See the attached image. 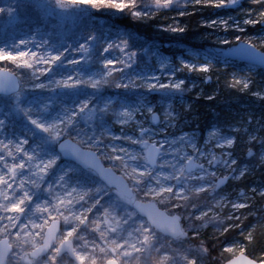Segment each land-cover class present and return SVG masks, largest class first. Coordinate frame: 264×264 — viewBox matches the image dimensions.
<instances>
[{"label": "rangeland", "instance_id": "obj_1", "mask_svg": "<svg viewBox=\"0 0 264 264\" xmlns=\"http://www.w3.org/2000/svg\"><path fill=\"white\" fill-rule=\"evenodd\" d=\"M205 3L207 0H173L168 9H157L153 0H140L136 11L141 15L165 11L172 19L187 10L195 9L200 12L199 7ZM211 11L209 13L211 15L207 14L206 18L202 19L208 25L203 38L207 40L212 38V44L199 39L198 43L182 42L171 47L169 44L163 46L150 41L123 26L118 20H115L113 14L122 11H117L114 8L97 10L85 2L60 9L56 6V0H0V49L10 52L30 50L64 54L63 60L51 67V72L43 77H34L30 70L21 69L7 60H0V68L15 73L21 85L19 97L15 93L0 94V113H4L6 120L13 126L27 127L31 134L30 147L36 145L34 141L40 140L39 145L44 144V149L47 152H52L59 157L57 164L50 170V177L56 176V173L65 164L73 165V172L68 176L72 181H69L68 185L77 188L86 186L92 190L93 199L99 202L98 210H94L92 216L97 213L102 215L101 211L106 202H115L112 209L118 210L114 213L121 221V225L116 233L111 234L110 238H116L120 231H124L126 234L130 233L131 236L127 238L128 242L132 244L138 242V246L142 249L141 251L126 249L132 252V255L122 258L124 264H137V261L139 264H154L155 259L163 255H171L174 264H188L190 260H195L196 264H211L210 254L203 252L204 246L200 245V240L204 239L205 234H208V238L216 241L221 238L217 244H221L222 250H224L226 247L237 244L245 245L244 239H247L249 230L264 223V215L257 216L251 208L256 200H259L260 197L264 198L260 194L264 192V181L258 182L257 177L258 172H264L263 110L258 109L256 104L252 106L250 103H237L236 107L225 109L223 114L217 118L213 117L203 124L205 114L202 110L204 104L201 102L202 99H205V93L208 90H211L214 95L219 91L218 83H215L211 89L206 88L210 84L211 76L214 79H222L224 87L231 88L228 86L230 78L238 75H250L253 81L252 86L244 92L258 93L259 95L249 96L255 97L256 101L260 98L264 99V75L258 70L257 64L227 59L220 50L224 49L222 46L227 43L230 44L229 47L236 45L238 37L240 38L239 42L252 41L258 48L264 47V26H251L244 23L249 12L255 16L259 11V8L252 5L249 0H240V5L236 8L212 7ZM172 26L179 27L176 24H172ZM225 26L228 30H225ZM233 34L234 38L231 40ZM90 36L96 37V41L92 44L91 58L78 55V46L87 41ZM121 37L129 40L131 49L139 52L137 60L146 61V67L155 65L157 70L167 69L173 78L172 85L181 81L184 83L180 89L171 86L167 90L153 89L142 93L141 101H136L133 98L136 95L126 91V94L121 96L125 101L119 103L120 106L114 109L113 115H107L105 101L106 98H111L107 90L111 86L122 84L123 81L118 75L107 77L102 61L104 59L123 60L124 57L118 50H113L105 57L103 46L109 41L118 42ZM21 41L26 43L21 44ZM72 60H82V62L69 63ZM184 63L197 66L206 63L213 67L211 72L205 73L185 68L183 67ZM157 70L154 68L151 72ZM160 72L158 71V74ZM69 77L83 80L95 78L106 80V82H102L96 89L90 85L56 86V80ZM40 83H44L45 87L39 88L37 85ZM17 100H19V107ZM62 101L75 108L71 111L75 117V123L71 126L62 123L63 139L70 138L81 147L94 150L106 166L111 167L128 181L134 192L131 199L121 197L118 190L109 187L93 169L83 168L74 160L66 159L58 149L61 141L53 142L35 125L22 123L21 119L24 120L27 114L21 109H27V105L31 104L45 108L46 111L41 113L42 116L51 121H57V103ZM86 105L89 106L87 111L95 110L96 112L95 117L91 120L88 119L87 111L83 113L79 111L81 106ZM126 105H130L133 109L129 117H127V108H123ZM121 107L123 111H121ZM154 115L157 117L156 122L153 121ZM178 121L179 126L185 132H189V135H184L183 132L175 134ZM3 124L0 125V128ZM102 129L107 133H119L132 137L137 142L133 149L136 158L140 166L147 170L156 166L160 157L161 149L156 142V137L177 142L181 154L175 156L171 163L173 169L178 170L170 179L171 187H176L177 183L191 182L193 177L202 176L206 182L204 184L205 190H207L205 194L208 195L213 184H216L219 179L227 177L225 184L209 195V200L212 196H217L228 204L222 218L212 220L209 227L199 234L188 231L186 222L180 220L185 231L184 237L172 238L164 235L134 207V201L137 199L155 201L169 215H174L173 204L177 200H160L156 194L148 193L145 188L138 186L139 177L132 174L129 168H125L119 160L100 145L101 141L96 136ZM233 138L236 141L235 146L227 147L226 141ZM11 139L14 140V136ZM146 144H154L159 149V155L154 165H151L145 158L147 155ZM256 146H258V155H254ZM249 148L252 149L251 155L248 154ZM214 157L217 159L214 160ZM190 159L199 164L191 172L187 171L186 167ZM233 160L236 161L235 164H232ZM244 182L246 184L243 186ZM97 188L100 189L98 193L95 191ZM92 203L91 200L90 205ZM237 203H245L249 207L236 211L233 205ZM207 206L203 207L201 211H206ZM189 212H191L190 209L185 210V215H188ZM228 215H231L232 219H223ZM253 215L257 216L256 220H253ZM64 227L66 229V226ZM144 229L149 231L145 232ZM224 229H227L225 234L229 233V237L220 235ZM234 230L237 231L236 234L231 233ZM149 234L153 235L155 241L158 242L144 245L142 243L143 236ZM81 235L88 242L98 241L97 235L85 227L81 228ZM82 243L83 241L77 240L78 245ZM62 264H71L70 258L65 256Z\"/></svg>", "mask_w": 264, "mask_h": 264}, {"label": "snow or ice", "instance_id": "obj_2", "mask_svg": "<svg viewBox=\"0 0 264 264\" xmlns=\"http://www.w3.org/2000/svg\"><path fill=\"white\" fill-rule=\"evenodd\" d=\"M87 3L94 8L110 7L117 11H124L128 8L135 7L129 0H56V6L60 9H66L70 5ZM255 7L259 8L253 16L252 12L248 13V18L244 20L246 25L264 26V0H249ZM173 0H154V6L157 9H168ZM240 5V0H207L205 7H227L236 8ZM133 15L140 16L141 13L134 11ZM204 26H208L205 24ZM173 31H186V28H173ZM225 30H228L225 26ZM240 38H237L239 45ZM96 41L95 36L78 46L77 54L86 58H91L92 44ZM26 43L21 41V44ZM255 45L252 41H247L239 45L233 52L236 54H245L251 56ZM113 50H118L124 57L123 60L104 59L103 67L106 70L105 75L111 77L117 72L123 71L122 67H132L133 61H136L139 52L132 50L127 38L121 37L118 42L109 41L103 46L105 57ZM64 54L53 51L34 52L18 51L10 52L0 49V60H7L21 69L30 70L34 77H43L51 72V67L61 62ZM264 62V56L259 57ZM82 60H72L69 63L78 64ZM42 71L37 72L38 68ZM183 67L193 71L211 72L212 67L209 64L199 66L184 63ZM102 82L100 79H77L69 77L67 79H58L55 81L57 87H77L81 85H90L93 89L99 87ZM183 81L174 85L162 84L160 87L167 88L173 86L180 89ZM239 83V81H237ZM44 88L45 84L37 85ZM118 87H127V85H117ZM149 87H156L155 84ZM21 85L17 76L12 72L0 68V92L12 91L17 97L21 95ZM19 107V100H17ZM89 106H81L79 111L86 112ZM106 110V109H105ZM26 114L30 109H21ZM96 115L95 110L87 111L88 119H93ZM157 117H153L156 120ZM30 122L42 132L46 133L53 142L59 143L61 152L65 155H72L80 160L87 167L95 170L103 176L110 184L116 185L121 197L127 198V188L122 181L111 175L110 170L102 168L99 165L94 153L81 151L80 147L62 137V123L53 121L44 123L37 119H31ZM0 121V124H3ZM63 124L71 126L73 119L70 116L64 118ZM146 159L155 161L158 150L153 146L146 144ZM59 160L58 156L44 158L41 154L30 148L28 139L21 140H0V264H62L65 256L69 257L71 264H124L122 258L132 255V252L126 249L131 248L134 251H141L135 244L128 241L124 243L110 236L116 233L121 225V221L114 214L112 208L104 207L101 210L102 215L93 218L92 213L97 209L96 199H93L92 190L71 187L66 182L65 175L59 176L54 184L47 183V177L50 170L54 168ZM198 167L193 161L189 160L187 171L191 172ZM226 180H222L221 184ZM220 187L219 185L217 186ZM97 193L99 188L95 190ZM207 191V190H206ZM37 192H47L49 199L36 203L31 215L28 209L34 201V194ZM264 196V192L260 193ZM93 203L88 207L77 210L79 206L84 205L87 201ZM240 209L249 207L245 203H237ZM146 214L150 221L157 227H163L169 231L175 238H182L185 235L183 226L177 216L169 215L164 211L156 208L154 205L147 206ZM215 219V218H213ZM64 226H68L65 229ZM85 227L94 232L98 241L88 242L81 235V228ZM264 227V223L256 225L255 228ZM255 228L250 229L247 233V239L251 242L254 239L253 232ZM145 232L149 231L144 229ZM131 236V234H129ZM77 240L83 241L81 245ZM142 243L149 244V236L144 235ZM87 248L88 251H83ZM206 252L205 249H202ZM224 253L229 259V264H264V254L253 256L249 254L248 246L234 245L224 249ZM137 264L139 262L137 261ZM190 264H196L192 260Z\"/></svg>", "mask_w": 264, "mask_h": 264}, {"label": "bare ground", "instance_id": "obj_3", "mask_svg": "<svg viewBox=\"0 0 264 264\" xmlns=\"http://www.w3.org/2000/svg\"><path fill=\"white\" fill-rule=\"evenodd\" d=\"M198 58V57H197ZM200 58V57H199ZM122 60V59H121ZM145 62H142L140 60L133 61V66L132 67H125L123 65V71L117 72L115 75L121 76V81H123L122 84L120 85H127V87H118L116 84L115 86H111L108 90L107 93L111 96V98H106L105 104L107 105V115H113L114 109L116 107H119V103L121 101H125L122 99V95L126 94V91H129L131 94H134L136 96H133V98L136 101H141L142 100V93H147L150 90L153 89H169L170 87L163 88L160 87L162 84H168L172 85V76L171 73L166 69V70H157L155 65H152L151 67H146ZM121 67L122 65H118ZM156 69V72H151L152 69ZM158 71H161L160 74H158ZM100 74V73H99ZM155 84L156 87L151 88L149 85ZM161 93V92H160ZM138 96V97H137ZM57 109L58 113L56 115L57 121H61L63 123L64 118L66 116H70L73 119V124L75 123V117L71 113V111L74 108L72 105H66L63 101L61 103H57ZM123 108H127L128 115L133 112L132 107L130 105H126ZM123 108L121 107V111H123ZM27 109H30V113H27L26 118L23 120L21 119L23 124L26 125H32L30 122L31 119H37L41 122L44 123H51L53 121L47 119L45 116H42L41 113L45 112V108L39 107L37 104H31L27 105ZM110 110V112H109ZM2 119V120H1ZM0 121H3L4 124L0 128L1 133H0V139L1 140H12L11 138L14 136V140H21V139H30V133L27 127H23V125H17L13 126L6 120L5 114L0 113ZM1 125V124H0ZM73 129V128H72ZM147 134L149 132H146ZM162 137V136H161ZM96 138H98L101 143L100 145L104 150H108L110 154L117 160H119L122 165L125 168H129L132 174L138 176L137 180V185L145 188L148 193L155 194V189L161 188L167 189V188H172L173 191L176 193V198L175 200H179L181 196V191H187L189 189H195V188H204L205 189V178L202 176H197L193 177L191 182H184L182 184H176V187H171L170 186V179L173 175H175L178 170L176 171L173 169L171 163L172 160L174 159L175 156L180 155L181 151L180 148L178 147L177 142H171L170 140L166 139H159L155 138L156 142L158 143L161 153L159 160L157 162V165L154 166L151 170H147L146 168H143L140 166L138 159L136 158V154L133 151L135 148L137 142L130 136H123L120 135L119 133H107L106 130H101V132L97 133ZM30 143V142H29ZM36 144L35 146H31V149L37 150L41 156L44 158H48L50 156H55L52 152H47L44 149V144L39 145L40 140L37 142L34 141ZM56 173V176L54 177H47V183L48 184H54L59 176L65 175L66 177V182L69 184V181H72L71 178L68 176L71 175L73 172V165L70 164H65L64 166L61 167ZM77 185L78 182H76ZM82 189H88L86 186H82ZM49 199V194L48 193H35L34 194V201L32 205L28 209V214L31 215L32 211L34 210V206L36 203H41L43 200ZM196 203H199V208L196 209V213L201 211L203 207L208 205V202L206 200H201V201H194ZM91 203L90 201H87L84 205H81L78 207L77 210H81L84 207H88ZM112 206H115V202L112 201L111 203L106 202L105 207L112 208ZM114 212L118 210H113ZM115 214V213H114ZM100 214H96L93 216V218H96ZM68 226H66L67 229ZM130 233L126 234L124 231H120L117 233L116 239L121 243H124L125 241H128L127 238H129ZM91 242V241H90ZM83 251H88L87 248H83ZM128 264V263H127Z\"/></svg>", "mask_w": 264, "mask_h": 264}, {"label": "trees", "instance_id": "obj_4", "mask_svg": "<svg viewBox=\"0 0 264 264\" xmlns=\"http://www.w3.org/2000/svg\"><path fill=\"white\" fill-rule=\"evenodd\" d=\"M82 6V5H81ZM200 12H197L195 9L187 10L185 13L177 16L176 18L170 19L168 17L169 13L165 11L154 12L150 15H140L142 19L135 20L133 17V12L122 11V12H114L115 20H118L123 26H126L133 30L136 34L150 40L154 41L163 46L180 44L182 42L194 44L198 43L199 39L205 41V43H211L212 38H203L206 29L208 28L205 25L204 19L207 14L211 13L212 7L200 6ZM220 13V12H219ZM211 15V14H209ZM171 24V25H169ZM172 24H176L179 27H173ZM173 28H186V31H173ZM234 34L231 37V40L234 38ZM194 42V43H193ZM230 44L227 43L222 47L224 49L229 48ZM261 50L264 51V47L260 46ZM222 50V49H220ZM246 63L244 61H241ZM255 64V63H253ZM257 68L262 75H264V66L258 65ZM222 79L217 78L214 79L211 76L210 84L207 85V89H211L215 83L219 84V91L216 95H214L211 90L205 93V99H202L203 113L205 114L203 117V124L209 121L211 118H217L220 114H223L225 109L229 107H236L237 103H250L256 104L258 109L263 110L264 112V99L254 100L252 91L249 92H241L238 89L224 87V84L221 81ZM258 146L254 147V155H258ZM264 170V169H263ZM258 182L264 181V172L257 173ZM246 182L243 183V186ZM264 198H259L256 200L253 206V212L258 216L264 215ZM257 216L253 215V220L257 219ZM236 230L232 231V234H236ZM229 233L224 234V237H229ZM254 239L249 242L247 239L245 240L246 245L248 246L249 254L253 256H258L264 254V227L255 228L253 232ZM221 239V238H220ZM218 239L217 241H220ZM204 241H206V247L210 249V259L211 264H222L224 260V256L221 253H224L222 250V245L217 244L218 242L214 239L208 238V234L204 235Z\"/></svg>", "mask_w": 264, "mask_h": 264}, {"label": "clouds", "instance_id": "obj_5", "mask_svg": "<svg viewBox=\"0 0 264 264\" xmlns=\"http://www.w3.org/2000/svg\"><path fill=\"white\" fill-rule=\"evenodd\" d=\"M130 3L134 4L135 7L133 8H128L124 11L128 12H134L136 11L138 4L140 0H129ZM154 2V0H153ZM104 8H110V7H100L97 8V10H103ZM133 19L139 20L142 19L141 16H134ZM264 19V18H262ZM62 54V53H61ZM213 67V66H211ZM37 72L42 71V66L41 68H38L36 70ZM210 79V76L208 77ZM239 81V83H237ZM252 79L250 75H238V76H233L232 78L229 79L228 81V86L231 88L238 89L241 92L247 91L251 88L252 86ZM253 95H259L258 93H253ZM181 132L184 133V135H189V132H185L180 126H179V121L177 122V128L175 134H180ZM235 139H229L226 141L227 147L232 148L235 146ZM248 154H252V149H248ZM216 160L217 158H213ZM236 161L233 160L232 164H235ZM231 167V165H229ZM239 178V177H237ZM227 177H224L220 179L216 184L212 185L211 192H215V190L218 188L217 186H221L222 180H226ZM211 192L206 195V190L204 188H195V189H189L187 191H181V196L179 200L175 204H173V208L175 209L174 215L179 217L181 221L186 222V228L188 231H193L199 234L201 231L207 229L211 223L212 220L215 219H221L222 214L224 212V209L228 207V204L220 200L217 196H212L211 200H209V195H211ZM155 194L158 199L163 200V201H169L172 199L176 198V193L173 191L172 188H167V189H161L157 188L155 189ZM201 200H208V206L206 211H199L196 214H192L196 212V209L199 208V203H196L194 201H201ZM182 201V202H181ZM98 202V201H97ZM230 203V202H229ZM233 207L236 209V211H239V207L236 206V204L233 205ZM191 210L188 215H185V210ZM219 210V211H217ZM215 218V219H213ZM246 218V217H245ZM223 219H232L231 215H228L227 217H223ZM227 229H224L223 231L220 232V235H224ZM149 236V245H152L155 241V238L153 235H148ZM206 241L200 240V245L204 246V249L206 250L205 253H210V249L206 247ZM222 256H224V260L222 264H229V259L225 253H221ZM192 260L188 262L190 264ZM154 264H174L173 257L171 255H163L157 259H155Z\"/></svg>", "mask_w": 264, "mask_h": 264}, {"label": "water", "instance_id": "obj_6", "mask_svg": "<svg viewBox=\"0 0 264 264\" xmlns=\"http://www.w3.org/2000/svg\"><path fill=\"white\" fill-rule=\"evenodd\" d=\"M244 43H245V42H239V45H243ZM239 45H238V43H237L236 45L232 46L231 48L223 49V50H221V53H222L224 56H226V57H228V58H231V59H235V60H239V61H244V62H249V63L256 62V63H259V64H261V65L264 66V62H261L260 59H259L260 56H264V51H262L260 48H258L257 46H255L254 51H253V54H252L251 56H248V55H245V54H236V53L233 52V49H235V48L238 47ZM6 70H8V69H6ZM8 71H10V70H8ZM10 72H11V71H10ZM12 73H13V72H12ZM13 74H15V73H13ZM15 75H16V74H15ZM16 76H17V75H16ZM17 79H18V77H17ZM18 80H19V79H18ZM13 93H14V92H12V91L0 92V94H3V95H11V94H13ZM154 116L156 117V115H154ZM153 121L156 122L157 119H156V120H153ZM64 140H69V141H71L72 143L76 144L78 147H80L81 151L92 152V153H94V155H95L97 161L99 162V165H100L102 168H105V169L110 170L111 175H112L113 177L117 178L118 180L122 181L123 184L126 186V188H127V199H131V198L133 197L134 192H133L132 188L130 187L128 181H127L122 175H120L119 173H117L116 171H114L111 167L106 166V165L102 162V160H101V158L99 157V155H98L94 150L85 149V148L81 147L80 145H78L77 143H75V142H74L73 140H71L70 138H65ZM61 142H63V140H62ZM61 142H60V143H61ZM151 146H153L155 150H158V153H157V155H156V158H155V161H154V162L148 159L149 163H150L151 165H154L155 162H156V160H157V157H158V155H159V149H158V147H157L156 145H154V144H151ZM58 149H59V151L61 152V150H60V148H59V145H58ZM146 153H147V152H146ZM61 154H62L66 159H72V160H74L75 162H77L78 164H80L83 168H89V167H87L84 163H82L80 160H77L74 156H72V155H65L63 152H61ZM190 160L194 162L193 159H190ZM188 163H189V161L187 162L186 167H187ZM194 163L197 164V165L199 166L198 163H196V162H194ZM196 168H197V167H196ZM196 168H195V169H196ZM193 170H194V169H193ZM94 171H95V170H94ZM97 174L100 176V178H101V179H102V180H103V181H104L109 187H113V188H115V189L118 190V188L116 187V185H114V184H110V183H109V182H108L103 176H101L98 172H97ZM223 178H224V177H223ZM221 179H222V178H221ZM219 180H220V179H219ZM226 180H227V179H226ZM225 182H226V181H225ZM224 184H225V183H224ZM224 184H223V185H224ZM223 185H221L220 187H222ZM118 192H119V190H118ZM133 205H134V207H135V208H136V209H137V210H138L143 216H145V217L148 219V221L151 223V225L155 226V227H156L159 231H161L164 235L169 236V237H172V238H175V237H174L169 231L165 230L163 227H157L154 223H152V222L150 221L148 215L146 214V208H147V206H150V205H154L156 208L160 209L161 211L166 212L165 210H163L162 208H160V207L157 205V203H156L155 201H142V200L137 199V200L134 201V204H133ZM166 213H167V212H166ZM167 214H168V213H167Z\"/></svg>", "mask_w": 264, "mask_h": 264}]
</instances>
